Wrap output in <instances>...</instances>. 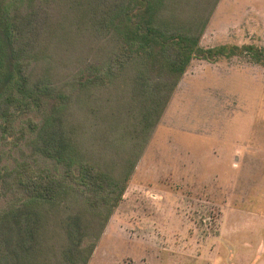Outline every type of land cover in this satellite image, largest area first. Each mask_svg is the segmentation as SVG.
<instances>
[{
	"label": "rangeland",
	"instance_id": "1",
	"mask_svg": "<svg viewBox=\"0 0 264 264\" xmlns=\"http://www.w3.org/2000/svg\"><path fill=\"white\" fill-rule=\"evenodd\" d=\"M223 43L264 47V0L218 2L201 45ZM107 49L89 34H62L35 64V77L51 75L71 97L64 124L80 131L91 162L127 170L144 145L89 264H264V65L244 54L194 58L144 143L133 137L146 95L139 71L104 85L76 84L105 71L90 64ZM52 109L26 113L1 133L0 209L27 197L7 185L22 162L63 169L44 158L36 141ZM77 199L60 201L61 211L49 208L50 259L63 248L64 217L90 212Z\"/></svg>",
	"mask_w": 264,
	"mask_h": 264
},
{
	"label": "trees",
	"instance_id": "2",
	"mask_svg": "<svg viewBox=\"0 0 264 264\" xmlns=\"http://www.w3.org/2000/svg\"><path fill=\"white\" fill-rule=\"evenodd\" d=\"M219 1L0 0V137L24 114L52 104L36 141L45 159L63 167L58 172L24 161L9 171L8 187L27 197L0 209V264H89L144 148L127 170L89 160L92 155L84 151L80 131L64 124L63 111L71 97L51 75L35 77V64L47 42L75 33L106 41L107 53L90 64L104 66L105 71L78 81L81 87L104 85L125 71L140 72L146 95L141 126L133 137L143 136L145 143L194 58L216 61L244 54L264 65V47L255 43L201 45ZM29 125L35 127L31 119ZM1 160L0 153V164ZM77 197L90 212L84 216L73 211L64 217L65 242L50 259L45 239L49 208L58 209L60 201H78Z\"/></svg>",
	"mask_w": 264,
	"mask_h": 264
}]
</instances>
